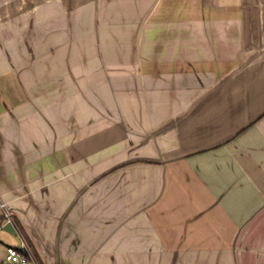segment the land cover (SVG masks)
I'll use <instances>...</instances> for the list:
<instances>
[{
	"label": "crops",
	"instance_id": "1",
	"mask_svg": "<svg viewBox=\"0 0 264 264\" xmlns=\"http://www.w3.org/2000/svg\"><path fill=\"white\" fill-rule=\"evenodd\" d=\"M263 188L264 0H0V200L44 264H264Z\"/></svg>",
	"mask_w": 264,
	"mask_h": 264
},
{
	"label": "built area",
	"instance_id": "2",
	"mask_svg": "<svg viewBox=\"0 0 264 264\" xmlns=\"http://www.w3.org/2000/svg\"><path fill=\"white\" fill-rule=\"evenodd\" d=\"M0 226L3 221H10L11 224L17 231V238L19 240L20 246L17 247L15 245H7L5 248L4 259H6L10 263H18L24 264L28 260H34L38 264L37 258L34 255L31 244L27 241V239L22 234L20 228H18L10 209L6 208V203L3 201L0 203ZM2 218V219H1Z\"/></svg>",
	"mask_w": 264,
	"mask_h": 264
},
{
	"label": "rangeland",
	"instance_id": "3",
	"mask_svg": "<svg viewBox=\"0 0 264 264\" xmlns=\"http://www.w3.org/2000/svg\"><path fill=\"white\" fill-rule=\"evenodd\" d=\"M0 217H1V215H0ZM14 218H15V216H14ZM2 219V218H1ZM16 219V218H15ZM0 235L5 239V240H7L8 242H10V244H12V245H15V246H17V247H19L20 246V243H19V240L18 239H15L13 236L14 235H12V234H8L6 231H4V230H0ZM27 241L28 242H31L32 240L29 238V235H27ZM32 243V242H31ZM215 249H217V244H213V246H209V248H207V249H204V252H202V253H205L204 255V257L205 258H207L206 259V264H212V258H213V256H211V255H214V251H215ZM228 249V248H227ZM210 250V252H211V255L208 257V254H209V251ZM237 250H238V247H237ZM224 252V251H223ZM225 253L226 252H224V254H223V256L221 257V261L219 262V264H231L230 263V258L228 257V255H225ZM209 259V260H208ZM31 260V259H30ZM29 261V260H28ZM208 261V262H207ZM29 263H31V261H29ZM203 264V263H202Z\"/></svg>",
	"mask_w": 264,
	"mask_h": 264
},
{
	"label": "flooded vegetation",
	"instance_id": "4",
	"mask_svg": "<svg viewBox=\"0 0 264 264\" xmlns=\"http://www.w3.org/2000/svg\"><path fill=\"white\" fill-rule=\"evenodd\" d=\"M256 173H249V176L251 177V181H252V183H255V177H254V175H255ZM252 183L250 182V185H248L249 187H250V189H248V188H246V190H247V193L252 189ZM254 189V190H253ZM252 190H253V192H250L249 193V196L248 197H246V198H248V200H254L255 198H256V188H255V186H254V188H253ZM264 189V188H263ZM251 190V191H252ZM243 191H245V190H243ZM243 196V193L240 191V193L238 192V191H233V194L232 195H230V196H226V209L228 210V211H232V208H235V207H238V205L237 204H234V203H232V202H234V201H237V202H239L240 201V199H241V197ZM228 202H230V203H232V204H228ZM234 204V205H233ZM251 214V213H250ZM231 215L232 216H234V214L231 212Z\"/></svg>",
	"mask_w": 264,
	"mask_h": 264
},
{
	"label": "water",
	"instance_id": "5",
	"mask_svg": "<svg viewBox=\"0 0 264 264\" xmlns=\"http://www.w3.org/2000/svg\"><path fill=\"white\" fill-rule=\"evenodd\" d=\"M0 215H1V213H0ZM12 216H13V218H14V213H12ZM14 220H15V222H16L18 228H20V230H21L22 234L24 235V237L27 239V233L25 232V230H24L22 227L19 226V224H18V222H17V220H16L15 218H14ZM1 227L4 228V229H6L7 231L11 232L12 234H15V235L17 236V231H16V229L14 228V226L11 224L10 221H8V220L3 221V222L1 223ZM233 250H234V249H232V252L234 253V254H233V264H238V263H239V262H238V259H236V257H235V252H234ZM42 261H43V260H42ZM43 263H45V262L43 261ZM54 263L64 264L60 257H58L57 260H56ZM54 263H53V264H54ZM39 264H40V262H39Z\"/></svg>",
	"mask_w": 264,
	"mask_h": 264
},
{
	"label": "trees",
	"instance_id": "6",
	"mask_svg": "<svg viewBox=\"0 0 264 264\" xmlns=\"http://www.w3.org/2000/svg\"><path fill=\"white\" fill-rule=\"evenodd\" d=\"M18 224H19V223H18ZM19 226L21 227L20 224H19ZM29 243L31 244V246H32V248H33V251H34V255L36 256V258H38L40 264H44L43 261H42V258L39 257L38 252H37L36 248L34 247V244L31 243V242H29Z\"/></svg>",
	"mask_w": 264,
	"mask_h": 264
},
{
	"label": "bare ground",
	"instance_id": "7",
	"mask_svg": "<svg viewBox=\"0 0 264 264\" xmlns=\"http://www.w3.org/2000/svg\"><path fill=\"white\" fill-rule=\"evenodd\" d=\"M3 200H0V203L2 202ZM4 202V201H3ZM5 203V202H4ZM6 208L7 209H10V207L6 204Z\"/></svg>",
	"mask_w": 264,
	"mask_h": 264
}]
</instances>
